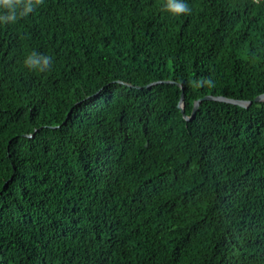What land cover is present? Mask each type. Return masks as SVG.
Masks as SVG:
<instances>
[{
	"label": "trees",
	"instance_id": "trees-1",
	"mask_svg": "<svg viewBox=\"0 0 264 264\" xmlns=\"http://www.w3.org/2000/svg\"><path fill=\"white\" fill-rule=\"evenodd\" d=\"M185 2L0 24V264H264V0Z\"/></svg>",
	"mask_w": 264,
	"mask_h": 264
},
{
	"label": "clouds",
	"instance_id": "clouds-1",
	"mask_svg": "<svg viewBox=\"0 0 264 264\" xmlns=\"http://www.w3.org/2000/svg\"><path fill=\"white\" fill-rule=\"evenodd\" d=\"M44 0H0V24H15L19 19L26 18L42 6ZM163 11L173 16L189 15L192 9L185 0H165ZM52 58L35 50L27 54L23 65L30 71L46 73L50 70ZM208 86L214 87L209 81H202Z\"/></svg>",
	"mask_w": 264,
	"mask_h": 264
},
{
	"label": "water",
	"instance_id": "water-1",
	"mask_svg": "<svg viewBox=\"0 0 264 264\" xmlns=\"http://www.w3.org/2000/svg\"><path fill=\"white\" fill-rule=\"evenodd\" d=\"M203 101H219V102H224V103H230V104L238 105V106L245 107V108H247V107H249L250 105L253 104V102H250V101L249 102H247V101H238V100L228 99V98H225V97L207 96V97H204L203 99H201V100H199V101H197L195 103L192 116L188 117L187 115H185V95H184V93H182L179 108L181 109V111H182V113L184 115V118L187 121H191L192 119L195 118V116L197 114V111L199 109V106H200V104ZM254 102H256V103L264 102V95L258 96L254 100Z\"/></svg>",
	"mask_w": 264,
	"mask_h": 264
},
{
	"label": "bare ground",
	"instance_id": "bare-ground-1",
	"mask_svg": "<svg viewBox=\"0 0 264 264\" xmlns=\"http://www.w3.org/2000/svg\"><path fill=\"white\" fill-rule=\"evenodd\" d=\"M68 261V260H67ZM70 261V260H69ZM70 263H71V261H70ZM67 264V263H66Z\"/></svg>",
	"mask_w": 264,
	"mask_h": 264
}]
</instances>
